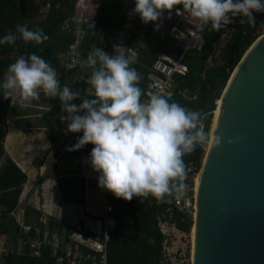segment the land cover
<instances>
[{"label":"clouds","instance_id":"clouds-1","mask_svg":"<svg viewBox=\"0 0 264 264\" xmlns=\"http://www.w3.org/2000/svg\"><path fill=\"white\" fill-rule=\"evenodd\" d=\"M129 15L141 24H153L158 30L163 13L175 8L196 35L205 29L217 32L239 16L240 24L251 28L254 13H264V0H132ZM179 5V7H176ZM17 39L40 45L48 39L42 28L17 24L13 32L0 37V46ZM202 42L199 38L197 43ZM125 47L114 45L112 55L99 48L89 53L84 64L91 68L86 93L61 85L55 68L41 56H18L7 66L0 80V98L15 93L26 106L43 94L59 100V119L65 133H81L66 151L91 145L87 162L96 173L97 187L114 198L161 199L181 194L187 175L184 157L207 142L201 127L202 114L170 101L162 91L141 99L140 76L131 67ZM79 100V104L73 101ZM5 128V127H4ZM8 129V128H5ZM216 137V143H220Z\"/></svg>","mask_w":264,"mask_h":264},{"label":"trees","instance_id":"trees-1","mask_svg":"<svg viewBox=\"0 0 264 264\" xmlns=\"http://www.w3.org/2000/svg\"><path fill=\"white\" fill-rule=\"evenodd\" d=\"M92 1L97 10L91 23L85 27L87 34L80 46L82 59H86L95 47L99 46L107 36L117 30L124 22L125 17L123 0ZM74 3L75 0H0V37L13 32L17 24H27L32 29L42 28L44 34L48 37L40 45L25 44L17 39L12 45L6 43L0 46V80L3 79L7 66L14 62L18 56L24 55L27 57L29 53H35L55 68L61 85H67L73 90L78 87L75 81H71L74 72L66 71L60 65L61 58L73 42V37L64 28V23L71 16ZM41 8H46V10L40 13ZM253 16L255 24L251 28L247 25H241L240 22L235 26L221 51L219 60L214 66L208 65L213 43L220 38L228 25L217 32H210L207 29L202 31L201 36L204 39L202 49L188 53L186 58L187 74L175 78L174 94L169 100L175 101L187 109L201 112V126L207 133V142L203 145H207L209 141L211 120L216 107L215 103L227 83L229 73L253 43L254 35L264 19V13H254ZM36 17H39L38 21H35ZM171 21L172 18L168 19L167 13H163L161 19L157 21L160 25L158 30L153 31V24L146 29L145 45L139 51L138 63L133 66L130 65L141 76L138 82L142 91L141 99L145 89L144 74L156 61L158 55L167 53L172 57L177 56L178 51L171 46L168 35ZM142 25L138 20L135 25L136 31ZM132 38L135 39V34L132 35ZM135 44L131 41L129 46ZM179 90L197 91V100L183 101L177 94ZM10 102V95L7 98H0V245L5 240H9L16 246L17 241L20 240L22 248L18 254H3L0 257V264H54L49 247H42L41 256L32 258L29 256L25 242L29 239H35L36 236L41 238L44 232H60L63 225L52 218L47 221L46 225H43L39 222L40 213L35 211L33 207L26 206L23 225L29 227V231L22 233L14 217V212L18 208L19 196L27 178L25 173L6 156L3 148L6 136L3 118L8 114ZM75 102L76 100L73 101V103ZM59 104L58 99L52 98L49 109L40 116L42 125L47 129L46 139L48 140L49 151L54 158L72 160L87 157L91 145H85L84 148L71 152L65 150V146H71L80 135L79 133H68L66 137L63 136L62 125L65 127L66 125L59 119L62 115ZM36 136L39 137V135ZM201 146L183 158L185 165L188 161L196 163L200 159L202 155ZM42 150H46L45 144ZM61 193L65 201L77 205L81 204L79 196L69 197L67 192L63 190H61ZM109 200L113 205L115 230L108 243V264H159L163 236L158 230L157 215L159 212H164L166 207L165 204H158L162 198L155 199L149 196L123 201L114 198L110 193ZM173 213L172 221H174L177 229L188 233L192 228L191 218L183 217L176 211Z\"/></svg>","mask_w":264,"mask_h":264},{"label":"built area","instance_id":"built-area-1","mask_svg":"<svg viewBox=\"0 0 264 264\" xmlns=\"http://www.w3.org/2000/svg\"><path fill=\"white\" fill-rule=\"evenodd\" d=\"M123 1L124 22L96 48L101 49L108 55H112L113 46L121 45L126 48L125 52L131 57V65L133 66L138 63L137 57L139 51L145 45V31L152 23L143 24L136 31L135 25L139 17L129 15L134 4L132 0ZM176 7H179V5ZM96 10L97 7L93 4L92 0H75L73 12L64 23V28L73 37V42L61 58L60 65L64 70L74 72L71 76V81H75L78 84V87L74 90H78L81 93H86L89 88L88 79L91 68L84 64L86 59L81 58L80 46L83 38L87 34L85 27L91 23L93 15L96 14ZM39 12L43 13V8ZM166 13L168 19L170 17L172 18L168 34L170 44L173 48L177 49L178 53L176 57H172L167 53L158 55L156 61L144 74L145 89L142 99H147L151 93L157 91H162L168 98L172 97L176 86L175 78L177 76H185L188 72L186 65L188 53L191 51H200L204 45L201 32L196 33V35L189 32L193 26L185 20L183 15L176 16L175 8ZM239 21L240 18H233L220 38L213 43V50L208 60L209 66H214L211 65V62L217 58L219 59L223 47L229 40ZM134 34L135 39L132 38ZM199 38H202V42L197 43ZM131 41L136 44L129 46ZM177 94L183 101L187 102L196 101L198 97L197 91L189 92L179 90ZM10 125L11 120L7 114L3 118V126L9 128ZM64 129L65 126L62 125L63 136L66 137L68 133H65ZM201 149L202 155L200 159L196 163L188 161L186 164L187 175L184 181L185 188L182 193L178 195L172 192L158 202V204L166 205L164 212H159L160 214L158 213L157 215L158 230L163 236L159 264H191L192 239L190 237V250L187 253L185 243L182 242L185 234L177 229L174 221H172V216L174 214L173 212L176 211L183 217L193 219L195 211V191L206 153V145H202ZM63 161L65 163L68 162L66 159H63ZM71 162L77 167V176L80 181L79 198L81 204L77 205L70 201H65L59 194V189L57 188L58 202L54 206H51L48 201L47 203L43 202L41 204L42 207H51L55 211L53 213L43 214L39 222L46 224L45 220L49 216L50 219L52 218L60 222L63 228L60 232H44L41 238L36 236L35 239L26 241L25 244L27 245L29 256L39 258L41 256V248L45 246L51 249V257L54 259V264H108V243L115 230L114 210L109 200L110 193L97 187L96 173L91 171L87 157L81 159L74 158ZM28 190L27 186L22 188L18 206L25 199ZM50 192L51 190L49 194ZM35 208L38 210V206H35ZM21 213L24 215V211L21 210ZM23 215L22 218L18 215H14V217L22 233H27L29 227L23 225ZM21 244L22 242L20 240L17 241L16 246L9 240H5L0 245V257L6 253H20L22 248Z\"/></svg>","mask_w":264,"mask_h":264},{"label":"water","instance_id":"water-1","mask_svg":"<svg viewBox=\"0 0 264 264\" xmlns=\"http://www.w3.org/2000/svg\"><path fill=\"white\" fill-rule=\"evenodd\" d=\"M215 105L195 191L191 264H264V24Z\"/></svg>","mask_w":264,"mask_h":264},{"label":"rangeland","instance_id":"rangeland-1","mask_svg":"<svg viewBox=\"0 0 264 264\" xmlns=\"http://www.w3.org/2000/svg\"><path fill=\"white\" fill-rule=\"evenodd\" d=\"M45 10L46 8H43V11ZM38 20L39 17H36L35 21ZM261 23L264 24V19ZM218 60L219 59L217 58L215 61L211 62V65H215ZM10 98L11 102L8 112L11 115L8 113V116L10 117L11 125L8 129H6V136L3 143L6 156L10 159L11 157L16 160L20 159V162H24L25 166L29 165L28 169H31L32 175L34 173L35 179L40 177L38 175V169L42 167L43 169H40V172L42 173L49 166V163H51V181L56 182L61 197V190L67 192L69 197L73 195L80 197V181L77 176L76 165L67 158H63L66 159V161L68 160V162L65 163L61 158L52 159L50 157L51 155L49 156V153L45 159H40V155L37 154V152L40 151H49L48 140L46 139L47 129L42 125L40 116L49 109L52 98L45 97L43 94H41L38 100L30 102L26 106H21L18 103L15 93L10 94ZM79 102V100H76L75 104L78 105ZM80 134L81 133H79V135ZM36 135H39V137ZM42 143L43 146L44 144L46 145V150H42ZM51 160L53 162H50ZM32 192H36L33 200L31 196ZM48 194V184L43 186V183H37L35 188L29 192V196H25V199L20 202L18 208L14 212V215H18L22 218L23 214L21 213V210L24 211L26 206L33 207L35 211L40 213V217L43 214L53 213L55 211L53 208L42 207L41 204L42 202L47 203L48 201L51 206H54L58 202L57 187L52 186L49 199H47ZM35 206H38V210L35 208ZM49 219L50 217L47 216L45 220L46 223ZM192 232L193 229H190L188 233H184L185 238L182 239V242L185 243V249L187 253L190 250V237L192 239Z\"/></svg>","mask_w":264,"mask_h":264},{"label":"crops","instance_id":"crops-1","mask_svg":"<svg viewBox=\"0 0 264 264\" xmlns=\"http://www.w3.org/2000/svg\"><path fill=\"white\" fill-rule=\"evenodd\" d=\"M9 113V112H8ZM10 114V113H9ZM11 115V114H10ZM48 153H49V156L53 159L54 157L52 156V153L50 152V151H48V152H46V151H43V152H37V154H39L40 155V159L42 158H47V155H48ZM11 159L15 162V164L25 173V175H26V178H27V180H26V182H25V184L23 185V187L24 186H27V188L29 189L28 190V193H27V195L26 196H29L28 194H29V192H31L32 190H33V188H35V186L37 185V183H43V186H46V184H48V191H50L51 190V188H52V186L53 187H56L57 186V184H56V182L55 181H51V179H52V175L50 176V170H51V163H49V166L44 170V172H40V169H43L42 167H40L39 169H38V175L40 176L38 179H35V177H34V173H33V175H32V173H31V169H28V167H29V165H24V162H20V159L18 160H16V159H13L12 157H11ZM50 162H53L52 160L50 161ZM35 179V180H34ZM57 188H58V186H57ZM59 189V188H58ZM57 192H58V190H57ZM35 193L36 192H32L31 193V196H32V200L34 199V197H35ZM48 197H49V195H48ZM47 197V198H48ZM43 203V202H42Z\"/></svg>","mask_w":264,"mask_h":264},{"label":"bare ground","instance_id":"bare-ground-1","mask_svg":"<svg viewBox=\"0 0 264 264\" xmlns=\"http://www.w3.org/2000/svg\"><path fill=\"white\" fill-rule=\"evenodd\" d=\"M217 114H218V112H217V110L215 109V110H214L213 117H212V121H211V126H210L211 131H210V133H209V141H208V143H207V145H206V151L208 150V146H209L210 139H211V136H212V131H213V129H214V125H215V122H216ZM192 233H193V232H192ZM192 237H193V234H192Z\"/></svg>","mask_w":264,"mask_h":264}]
</instances>
